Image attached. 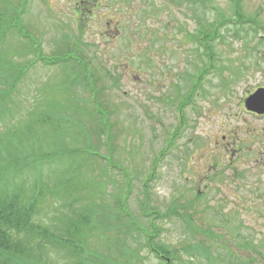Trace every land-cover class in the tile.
Wrapping results in <instances>:
<instances>
[{"label": "rangeland", "instance_id": "1", "mask_svg": "<svg viewBox=\"0 0 264 264\" xmlns=\"http://www.w3.org/2000/svg\"><path fill=\"white\" fill-rule=\"evenodd\" d=\"M180 1L0 0L1 26L8 28L0 52L9 62L2 67L6 73L0 83V144L6 146L12 143L8 137L14 142L29 130L42 134V127L54 124L62 128L55 141L68 143L71 132H65L77 122L83 134L78 146L87 155L84 171L102 176L106 190L100 192L103 197L92 193L91 202L103 210L108 205L115 213L118 205L111 193L127 191L136 221L147 228L161 227L157 241L185 260L176 258L174 264H188L191 254H196L192 264H214L219 258V264H225L227 257L230 263L231 253H250L253 264L258 259L264 263V114L250 112L245 105L250 93L264 87V0L239 3L240 13L257 19L260 27L225 21L218 36L209 41L213 67L184 108V127L179 103L197 82L200 68L211 63L199 36V22L216 21L220 14L234 20L238 0ZM91 6L93 10H88ZM75 66L92 69L94 91L74 83ZM96 101L109 110L110 137L99 131L92 138L85 134L87 128H103L91 121L89 110ZM175 131L176 138L170 141ZM25 135L31 145L13 157L2 150L1 166H10L8 176L20 173L23 185L35 184L38 175L52 185L60 178L59 164L24 160L28 155L24 153L51 157L58 144L44 141L35 146L33 137ZM90 152L112 158L122 169L108 165L103 156L92 158ZM160 155L155 176L148 182V210L167 214L176 205L185 217L193 216L191 226L174 215L144 214V183L152 177L155 157ZM14 176L16 184L20 178ZM84 177L85 185L97 183L86 173ZM71 189L76 197L75 188ZM68 200L44 197L36 220L55 227L61 221L66 224L73 211L72 231L79 230V246L89 254L109 253L121 264L126 259L131 264L161 263L144 233L122 235L126 243H121L102 218L93 217L89 228L83 227L80 218L91 219L97 208L93 204L84 208L86 200L69 208ZM94 223L99 227L92 229ZM200 244L210 249L212 261L203 255ZM77 260L67 249L50 245L41 264Z\"/></svg>", "mask_w": 264, "mask_h": 264}, {"label": "trees", "instance_id": "2", "mask_svg": "<svg viewBox=\"0 0 264 264\" xmlns=\"http://www.w3.org/2000/svg\"><path fill=\"white\" fill-rule=\"evenodd\" d=\"M184 0H181L180 2H183ZM186 2L191 3H197L198 2H206L205 0H185ZM239 3L240 0L236 2L235 5V19L232 20V18H228L226 16H223V14H220V18L213 22H206L204 20H200L199 28H200V37L203 42V45L205 47V50L209 54V58L211 63L209 66H206L204 68H200L199 75L197 76V79L194 81L196 83L193 84L191 89L189 90L188 94L181 100L179 97L177 101H180L179 107H180V124L184 127V121H186L185 115H184V108L187 104L191 103L193 101V96L195 92L197 91L198 87L202 84V80L205 77L207 73L211 72V69L213 67L214 61V54H212L211 45L209 44L210 40H213L216 38L219 34V29L221 25L225 21H233L237 24H243V23H254L257 27H260L259 21L255 18H247L240 13L239 10ZM201 4V3H200ZM1 15V13H0ZM0 16V44L3 42L5 37L8 33V28L4 24L5 29L3 30ZM257 31V29H256ZM31 50L38 53L37 47L33 45ZM82 53L84 54V51L82 50ZM39 55H43V53H39ZM38 55V56H39ZM6 59V60H5ZM84 59V58H83ZM5 62L9 63L7 61V58L5 55H3L0 52V83L2 82V78L5 76V68H2L5 66ZM80 69L75 66V73L77 74L76 77H74L75 82H80L85 86V89L88 91H94V76L92 69L87 67ZM84 74V75H82ZM80 76L83 78L82 81ZM75 86V85H73ZM102 109L105 113H103ZM89 110V109H88ZM101 112V114H99ZM91 121L96 122V125L102 126L103 128L98 127L95 131H90L89 128L87 130L85 129V134H87L90 138L95 136V132L99 131L102 132L105 135L109 134V137L112 134L113 124H111V121L109 123L107 114H109V110L107 108H104L100 102L96 101V104L94 107H90L89 110ZM99 118V119H97ZM48 124L49 122L46 121ZM55 125V124H54ZM45 126L42 127V134H44L43 138H41L42 134L29 130V134L24 132L22 136L17 135V140L13 142V139L8 137L12 143H9L8 145L1 146L0 144V159H1V151L4 150L9 154L10 156H15L16 154H19L21 152H24L25 148H28L27 146L31 145L28 141L24 140L23 136L25 134L26 137L32 136L33 142L35 146H40L43 144L44 141H47L52 146L55 144H58L57 147H55V151H53V155L51 157H38L36 156V152L31 153H24L28 154L25 155L27 157L24 158V160H32L35 162L45 161L48 160V164H52L54 166L58 165V170L60 178H57L55 182H53L52 185H49V183H46L44 180L45 177L43 175H38L35 177L34 180H36L35 184H28L23 185L21 184V174L20 173H13L11 175H7V172L9 170L10 166H1L0 164V264H41L42 261H44V253L48 252L50 245H57L64 249H67V252L69 255L75 256L78 258V260L74 264H121L118 263L116 260L109 258L110 254H103L102 252H87L84 248L79 246V237L80 235L77 234L79 230L72 231V224L70 223L71 215H62L61 217L68 216L69 221L63 222L61 221V225H56L55 227L50 226L47 227V224L44 223V221L36 220V217H38V211L40 209L39 204L40 201L44 199V197L51 196V197H67L69 198L67 202V206L69 208L73 207L75 204H78L76 202H82L83 200H86L85 204L83 205L84 208L91 207L90 204L95 205L93 202L90 201L92 193H105L106 190L103 188V178L102 176L96 175L95 173H88L84 171V167H87V155L84 151V148L78 146L80 143L82 129L79 127L81 126L79 123L72 122V125L75 127L72 128L68 132L65 133L67 136H70V140L68 143L64 140H58L55 141L54 138H56L55 133H59L62 131V128L59 126ZM104 125H106L104 127ZM181 125L178 126V129L181 127ZM75 131V132H74ZM176 131L174 132L173 136L169 139L174 140L176 138ZM59 136V135H58ZM81 136V137H80ZM87 136V137H88ZM35 137V138H34ZM59 138V137H57ZM51 139V140H50ZM53 139V140H52ZM19 141V142H18ZM61 141L62 143H60ZM168 141V142H170ZM79 142V143H78ZM1 143V142H0ZM39 143V145H38ZM172 146L169 143V147ZM44 150V148L40 149ZM50 147V151H51ZM3 152V151H2ZM163 153V151L161 152ZM92 158L95 155H100L98 153L90 152ZM34 156V157H33ZM60 156V157H57ZM104 157V156H103ZM91 158V159H92ZM108 161V165H110L113 168H119L114 160L111 158L110 160L104 157ZM90 159V160H91ZM23 160V158L21 159ZM161 160V155L155 157V164L152 166L151 172L149 175L152 177H148L147 180L144 183V193H145V200L143 201L144 206V214L149 215L150 218H163V217H169L171 215L177 216L179 218H182L184 222L189 224H192L193 216L188 215L184 216V214H181L178 212L176 205L173 206V210L169 213L161 214L160 212L150 209L148 210L147 207V200H149V181L153 179L155 176V171L157 169V165L159 164V161ZM36 165V164H35ZM83 170L81 173L80 171ZM89 177L90 181H97L92 186L91 184L85 185L84 183V174ZM17 175V176H14ZM14 176V180L19 179L17 183H13L12 177ZM99 178H98V177ZM98 178V179H97ZM44 179V180H43ZM94 187V188H92ZM65 188V190H64ZM71 188H75L77 195L76 197L73 195ZM64 190V193L62 191ZM73 190V191H74ZM101 192V193H100ZM127 191L123 195H117L114 193H111L112 198H114V202L116 205H118L116 212L114 213L111 208L107 205V208L103 210V207H101L100 204L95 205L97 208V212L91 214V219H84L83 216L80 218V221L84 222L85 225L83 227L89 228V222H92V219H99L102 218V223L109 224L107 225V230L111 231L112 233L116 234L118 236V239L121 243H126V240L124 239L125 235H132L134 231H141L144 233L148 239V246L150 250L155 253V255L160 258L162 261L160 264H174L175 259L178 258V260L181 263H184V259L180 256L178 253H175L172 247H170L166 243L158 242L157 238L160 235L161 227L159 226H153L151 225L150 228L143 227L140 225L136 219L133 217V214L131 213L128 202H127ZM102 197L104 194H101ZM202 197V193H199L198 199ZM101 207V210L98 209ZM183 211L185 212V209L183 208ZM127 217L126 220L124 217ZM124 218V219H123ZM61 219V218H60ZM79 219V218H78ZM205 219V218H204ZM46 222V221H45ZM100 222V223H101ZM202 223V222H201ZM95 223L93 224L92 229H96L99 227H95ZM211 227V225H208V228ZM50 228V229H49ZM125 229V231H123ZM91 230V229H90ZM208 229H204L202 232L207 231ZM123 231V234H122ZM124 235L123 238L121 236ZM114 239V238H113ZM88 240V239H86ZM115 240V239H114ZM108 244V243H107ZM202 250L204 251L203 255L208 258V260L212 261V257L209 255L210 249L205 244L198 245ZM243 248L246 249L245 245H242ZM111 253V252H110ZM124 258H127L125 254H122ZM195 255H190L189 260L186 261L188 264H192ZM219 260L222 259H216L214 264H219ZM253 261H255V258L249 253L247 256H238L237 253H231V256H229V262L231 264H253ZM228 263V257L225 259V264ZM123 264H131V261L126 259ZM258 264H264L262 262H259Z\"/></svg>", "mask_w": 264, "mask_h": 264}, {"label": "water", "instance_id": "3", "mask_svg": "<svg viewBox=\"0 0 264 264\" xmlns=\"http://www.w3.org/2000/svg\"><path fill=\"white\" fill-rule=\"evenodd\" d=\"M249 111L264 114V87H259L245 99Z\"/></svg>", "mask_w": 264, "mask_h": 264}, {"label": "flooded vegetation", "instance_id": "4", "mask_svg": "<svg viewBox=\"0 0 264 264\" xmlns=\"http://www.w3.org/2000/svg\"><path fill=\"white\" fill-rule=\"evenodd\" d=\"M86 1H87V0H86ZM96 1H99V0H96ZM94 5H95V4H94ZM93 8H94V7L91 6L88 10H93ZM81 11H82V10H80V11L77 10V12H81ZM116 33H118V32H116Z\"/></svg>", "mask_w": 264, "mask_h": 264}]
</instances>
